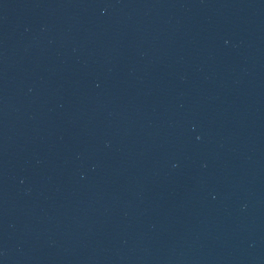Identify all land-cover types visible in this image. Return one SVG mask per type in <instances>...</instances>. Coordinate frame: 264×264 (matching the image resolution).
I'll return each instance as SVG.
<instances>
[{
	"label": "water",
	"instance_id": "1",
	"mask_svg": "<svg viewBox=\"0 0 264 264\" xmlns=\"http://www.w3.org/2000/svg\"><path fill=\"white\" fill-rule=\"evenodd\" d=\"M0 264H264V0H204L0 181Z\"/></svg>",
	"mask_w": 264,
	"mask_h": 264
}]
</instances>
